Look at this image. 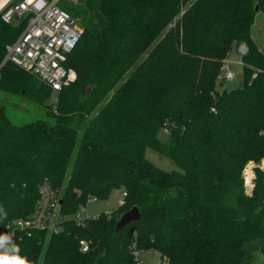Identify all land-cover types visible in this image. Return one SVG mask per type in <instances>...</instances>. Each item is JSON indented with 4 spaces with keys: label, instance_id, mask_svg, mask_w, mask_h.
Instances as JSON below:
<instances>
[{
    "label": "trees",
    "instance_id": "trees-1",
    "mask_svg": "<svg viewBox=\"0 0 264 264\" xmlns=\"http://www.w3.org/2000/svg\"><path fill=\"white\" fill-rule=\"evenodd\" d=\"M80 1L67 64L76 79L49 105V86L4 62L26 20L0 18V91L48 117L16 126L0 108V237L32 214L49 182L61 194L55 230L13 243L30 264H141L143 251L160 264L254 263L253 248H264V172L251 197L242 172L264 159V53L252 38L264 0ZM240 45L241 84L220 89L222 64ZM147 149L179 171L154 166ZM116 190L125 195L111 215L73 218ZM133 207L140 220L117 234Z\"/></svg>",
    "mask_w": 264,
    "mask_h": 264
},
{
    "label": "built area",
    "instance_id": "built-area-1",
    "mask_svg": "<svg viewBox=\"0 0 264 264\" xmlns=\"http://www.w3.org/2000/svg\"><path fill=\"white\" fill-rule=\"evenodd\" d=\"M2 1L0 0V18L5 24H11L17 19L26 20L20 36L14 43L6 46L4 62L9 61L35 76L49 86L54 94L74 82L75 72L67 64L79 43L81 30L76 20L59 6L64 0ZM237 52L242 58L247 53L246 46H238ZM256 76L257 72L252 79ZM234 77L229 62L224 60L218 81L227 83ZM257 171L264 172V159L248 162L242 172L244 192L248 197L253 195ZM39 194L35 209L27 219L13 220L7 224L6 237L9 238V244H13L19 236L29 235L35 230H55L56 224L51 222V218L59 210L60 195L49 182L41 184ZM76 221L81 222L79 219ZM80 245L83 252L88 250L85 242H80Z\"/></svg>",
    "mask_w": 264,
    "mask_h": 264
},
{
    "label": "rangeland",
    "instance_id": "rangeland-1",
    "mask_svg": "<svg viewBox=\"0 0 264 264\" xmlns=\"http://www.w3.org/2000/svg\"><path fill=\"white\" fill-rule=\"evenodd\" d=\"M63 2L64 8H67L69 11L74 8L76 9V11L72 13V15L79 26L83 16L76 13H78V11L82 8L81 1L64 0ZM59 6L61 7L62 5L60 4ZM252 37L258 45L259 49L264 53V15L261 13L256 16L252 29ZM226 61L229 62L230 69L233 71L235 77L232 81L222 84V86H220L219 88H226L227 90H232L239 87L242 80V64L240 63L241 56L237 52L236 48H234L232 52L228 55ZM55 98L56 95H52L47 105L54 102ZM0 108L4 109L6 117L10 120L13 125L16 126H21L37 120L48 119L45 109L39 104H35L30 100L19 95H13L1 91ZM159 137L163 142H167L168 138L165 133H161ZM145 157L148 161H150L154 166L159 169H162L167 172L179 171L177 165L172 160L151 149L146 150ZM123 200L124 197L122 195V192L116 190L112 192V194L108 197L107 200H94L92 202H88L86 206H83L79 209V211L75 216H73V218L76 220L79 219L80 221H83L87 218H95L102 213L111 215L112 212L116 211L121 206ZM59 219V210H56L53 214V217L51 218V222L57 224ZM252 254L254 257V261L256 262L252 264H263L264 248L261 245L254 247L252 250ZM137 258L141 261V264H160L161 262L159 255L151 251H143L137 253ZM40 263L41 262H39L38 264Z\"/></svg>",
    "mask_w": 264,
    "mask_h": 264
},
{
    "label": "clouds",
    "instance_id": "clouds-1",
    "mask_svg": "<svg viewBox=\"0 0 264 264\" xmlns=\"http://www.w3.org/2000/svg\"><path fill=\"white\" fill-rule=\"evenodd\" d=\"M0 264H30L26 257L19 255V248L9 244V238L0 237Z\"/></svg>",
    "mask_w": 264,
    "mask_h": 264
},
{
    "label": "water",
    "instance_id": "water-1",
    "mask_svg": "<svg viewBox=\"0 0 264 264\" xmlns=\"http://www.w3.org/2000/svg\"><path fill=\"white\" fill-rule=\"evenodd\" d=\"M61 205V202H60ZM141 213L137 207H133L126 213H124L116 224L115 232L121 233L128 225L136 223L140 220Z\"/></svg>",
    "mask_w": 264,
    "mask_h": 264
},
{
    "label": "bare ground",
    "instance_id": "bare-ground-1",
    "mask_svg": "<svg viewBox=\"0 0 264 264\" xmlns=\"http://www.w3.org/2000/svg\"><path fill=\"white\" fill-rule=\"evenodd\" d=\"M7 0H3L2 3H5Z\"/></svg>",
    "mask_w": 264,
    "mask_h": 264
},
{
    "label": "crops",
    "instance_id": "crops-1",
    "mask_svg": "<svg viewBox=\"0 0 264 264\" xmlns=\"http://www.w3.org/2000/svg\"><path fill=\"white\" fill-rule=\"evenodd\" d=\"M253 38V37H252ZM140 261V260H139ZM140 263H141V261H140Z\"/></svg>",
    "mask_w": 264,
    "mask_h": 264
}]
</instances>
